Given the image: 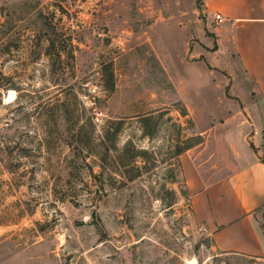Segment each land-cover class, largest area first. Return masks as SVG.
Here are the masks:
<instances>
[{
    "label": "rangeland",
    "instance_id": "374dc122",
    "mask_svg": "<svg viewBox=\"0 0 264 264\" xmlns=\"http://www.w3.org/2000/svg\"><path fill=\"white\" fill-rule=\"evenodd\" d=\"M213 26L203 0H0V264H264L216 249L181 168L239 112ZM92 122L93 151L122 126L102 162L76 148Z\"/></svg>",
    "mask_w": 264,
    "mask_h": 264
},
{
    "label": "crops",
    "instance_id": "0c3cea01",
    "mask_svg": "<svg viewBox=\"0 0 264 264\" xmlns=\"http://www.w3.org/2000/svg\"><path fill=\"white\" fill-rule=\"evenodd\" d=\"M203 2L207 20L214 24L211 65L218 74L234 69L228 80L239 112L202 131L219 150L212 168L199 155H182L181 168L193 213L210 231L216 249L264 260V235L255 219L264 208V0ZM238 80L245 86V99H251L243 107Z\"/></svg>",
    "mask_w": 264,
    "mask_h": 264
},
{
    "label": "trees",
    "instance_id": "16d2710c",
    "mask_svg": "<svg viewBox=\"0 0 264 264\" xmlns=\"http://www.w3.org/2000/svg\"><path fill=\"white\" fill-rule=\"evenodd\" d=\"M72 58H74L73 55H71ZM115 88V81H114V74L111 72L110 73V80H109V89L110 90H113ZM92 120V119H91ZM149 121V119H146L144 120V135L146 136H151L153 131H147V122ZM91 126H92V133L89 137V139H85V142L84 141H81L80 140H77L76 141V148L80 149L81 151H84V150H87V154H89L90 157L92 156H95L100 162L103 161V159L101 158V155L108 151V150H112V151H117V147H116V136L118 135V133L120 132L121 130V124L117 125L114 129H113V136H115V139H111L113 140V143H111L112 145L111 146H106V141L109 138H108V135H107V132H104V135L101 137L100 139V143L98 145V147H101V150L102 151H93V149H91V147L93 146L92 142H94L95 140H98V138L95 136L96 134V126L94 125V123L92 122L91 123ZM92 141V142H91ZM253 146V145H252ZM191 147H185V148H180L178 151H177V155L180 156L182 155L185 151L189 150ZM129 150H135V153L131 156V161L129 164L127 165H123V168L125 170H129V171H126V172H132V171H137L138 174H134L132 176H128L126 177L127 178V181L129 182H132L134 181L135 179H137L139 176L142 175L141 173V170H142V167H140L138 165V161L143 158L147 152L146 151H141V150H138L136 149V147L133 145L132 142H128L125 144V146L122 148V153H127L129 152ZM262 161L264 162V159H262ZM118 162L116 161V164ZM119 164V163H118ZM92 175H95L92 173ZM98 175H101V174H98ZM100 176H97L95 175L94 178L97 179L99 178ZM233 255H238V254H233ZM240 256H243V257H246V258H251V259H256V258H253V257H249V256H244V255H240Z\"/></svg>",
    "mask_w": 264,
    "mask_h": 264
},
{
    "label": "built area",
    "instance_id": "2783aa9c",
    "mask_svg": "<svg viewBox=\"0 0 264 264\" xmlns=\"http://www.w3.org/2000/svg\"><path fill=\"white\" fill-rule=\"evenodd\" d=\"M215 20L217 21V22H219V23H221L223 20H222V18H221V15H216L215 16Z\"/></svg>",
    "mask_w": 264,
    "mask_h": 264
},
{
    "label": "bare ground",
    "instance_id": "6f19581e",
    "mask_svg": "<svg viewBox=\"0 0 264 264\" xmlns=\"http://www.w3.org/2000/svg\"><path fill=\"white\" fill-rule=\"evenodd\" d=\"M10 95H11V96H10L9 98H11L13 94H12V93H10Z\"/></svg>",
    "mask_w": 264,
    "mask_h": 264
}]
</instances>
